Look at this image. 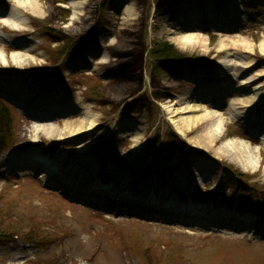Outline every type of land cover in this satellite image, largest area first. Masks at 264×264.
<instances>
[{"label": "rangeland", "instance_id": "374dc122", "mask_svg": "<svg viewBox=\"0 0 264 264\" xmlns=\"http://www.w3.org/2000/svg\"><path fill=\"white\" fill-rule=\"evenodd\" d=\"M92 1L0 0V17L23 28L0 24V34L33 45L17 61L19 46L0 45L7 60L0 59V98L10 107L15 143L0 153V217L22 230L0 237V264H264V117L250 122L231 108L234 91L259 75L250 94L257 90L264 101V0H177L159 9V0L141 8L139 0H107L97 23L55 53L85 26ZM141 20L143 86L110 105L88 85L100 80L106 95L123 79L112 48ZM185 35L198 38L182 46L177 38ZM159 42L184 59L160 64L151 53ZM215 89L224 114L214 108L217 116L196 121L205 103L193 94ZM57 98L70 102L61 111L69 119L50 120L56 111L43 103ZM178 106L189 111L175 117ZM180 118L195 119L180 123L185 135ZM39 154L62 174L17 164ZM33 228L38 242L26 237Z\"/></svg>", "mask_w": 264, "mask_h": 264}, {"label": "trees", "instance_id": "16d2710c", "mask_svg": "<svg viewBox=\"0 0 264 264\" xmlns=\"http://www.w3.org/2000/svg\"><path fill=\"white\" fill-rule=\"evenodd\" d=\"M104 1L107 0H93L90 3L87 9V17L85 18V28H81L80 26L79 29H75L73 35H70V38H66L67 42L63 44V46L53 49L55 53L60 50L62 52L64 48L69 46L73 38L82 35L87 31L90 25L97 23L98 18L102 12V4L104 3ZM139 1L141 2V8L142 4H144L146 1ZM175 1L177 0H159L156 3V8L159 9L160 7L170 6V4L174 3ZM144 32H147V21L144 22V20H141V22L132 30L123 31L120 37L119 45H116L112 48L114 54L119 57V65L120 68L124 71V77L121 81L112 83L107 87V94H110L108 95L109 97L107 96V94L105 95L103 89H100L102 84L101 81L94 78H92L93 81L90 82L87 88L90 93L100 99H103L104 101H107L110 105H121L124 99L128 98L131 93L141 90L143 86L141 73L143 74V64L145 61L146 53ZM151 53L154 55V58H156L160 62V64L163 62H169L173 60L179 61L184 59V55L181 54L180 50H178L173 44L169 42L156 43L152 47ZM154 95L157 99H160L162 101L164 100L163 97H160L157 94ZM10 113V107L0 98V153L15 144L14 135L11 134L13 116ZM231 169L237 177L242 179L245 177V174L240 170H235L233 168ZM1 216L3 218L0 217V237H17L22 231L20 227H16L11 219H8L6 221L5 218H7L8 216H3L2 214ZM36 233L37 232L35 228L27 229L26 237L29 240H35L38 242V240L33 238ZM30 264L47 263L44 261H32L30 262Z\"/></svg>", "mask_w": 264, "mask_h": 264}, {"label": "bare ground", "instance_id": "6f19581e", "mask_svg": "<svg viewBox=\"0 0 264 264\" xmlns=\"http://www.w3.org/2000/svg\"><path fill=\"white\" fill-rule=\"evenodd\" d=\"M17 5L19 6L20 9L23 6L22 3H20V2H18ZM130 13H131V9L130 10L128 9L127 14L129 15ZM18 20H20V22L24 23L25 19H24L23 14L18 16ZM0 24L2 25L3 29H5L6 27H9L10 29H13V30H20V31L23 30L22 27H18V26H16L17 24L8 22L6 19L1 18ZM196 38H198V37L194 36V35H185V36L178 37L177 40L179 41V43L182 46H186L189 42L196 41ZM7 39H10V40H7ZM2 41L8 42V43L9 42L15 43L17 46L20 47V49H19L20 51H17V52L15 51L14 53H12V58L15 61H17L24 54V52L31 51V47L33 46V45L28 44L27 42L13 40V38H11V37L6 38L0 34V45H1ZM0 59L2 61H4L5 63H7V60L3 59V57L0 56ZM245 68L248 71V70H250L251 66L245 67L243 65H238L236 67V69H238V70L245 69ZM262 76L263 75H259L254 80H251V81H248L247 83H244L243 84L244 86L239 90H235L234 91L235 94L232 95L231 108L238 110L239 116L246 118L250 122L252 120H254L255 118H258V116L264 117V101L260 98L261 93H259L256 90V91H254L253 94H250V92H251L250 89L253 88L254 81H256L257 79H261ZM23 95H24V93H23ZM240 96H245V98L243 100H241ZM33 98H37V100H38V95H36ZM192 98L194 101H199L201 103H205V107H203V110H205V114L197 117L196 121L204 120V119H207L208 117L212 118L214 116H217L218 113H216L215 110H212L214 108H216V110H221V111L223 110V112L221 114H224V110H225L224 105H226L225 99L223 98V100L220 102V98H222V96L220 95V91H218L217 89H215L214 93H212V91L208 92L205 90L198 91L197 93L195 92L193 94ZM40 102H42V100H40ZM13 103L16 104L22 111H25V112L28 111L30 113L31 110L26 108L24 104L23 105L25 108L23 107V105L20 102H18L16 100H13ZM43 104H45L47 106L45 108H47V109L50 108V109L56 111L57 116L56 117L54 116L50 120H52V119L58 120L59 116L60 117L63 116L65 118L69 119V115L64 116L61 114V111L66 110V109H70V102L62 100L61 98H57V102L51 100L50 102L48 101V102H45ZM48 106H50V107H48ZM208 110H212V111H208ZM188 111H189V109L187 107L182 110L181 107L178 106L171 113L173 114V116L177 117V116H181L183 113L188 112ZM192 121L194 122L195 119H192ZM192 121L190 119H186V118H180V119H178V121H175V122H179L178 124H176L178 127V131L185 135L186 131L184 130V127L180 126V123H181V125H183V124L190 125L193 123ZM65 125H68V123H65ZM63 129H70V126L69 125L65 126ZM53 130L54 129H48L47 132L46 131L45 132L49 136H53L56 134L58 135L59 132L57 133V131H53ZM259 131L260 130L257 129V130H254L253 133H259ZM60 136H66V135H60ZM226 147H229L230 150L232 149L229 145H227ZM234 149L239 153V151L235 147H234ZM76 154L80 158H82L84 156L85 152L81 151V150H77ZM249 156H251V155H249ZM34 161H30V160L26 161V159H25V160H22V161L20 160V161H18V162L16 161V162H17V164H20V166L22 168H29L32 164H36L37 167H44L45 166V168H46V169H44L45 172H49V173L52 172V175H54V176L62 174L60 171V167L58 165L50 162V160L47 158V156H44L43 154H39V155H37V157H34ZM59 178L61 181H63L65 183L64 185L66 186V188L68 187L71 189H79V187L77 185L72 183L70 178H66L65 176H60ZM95 187H97V185H95ZM105 192H107V194H106L107 197H110L109 193L112 191H109L107 188V190ZM149 201L152 202L153 198H151ZM102 203L107 204L108 201L103 200ZM119 204H120V201H118V203H116L117 206H119ZM203 217H206V216L203 215Z\"/></svg>", "mask_w": 264, "mask_h": 264}]
</instances>
